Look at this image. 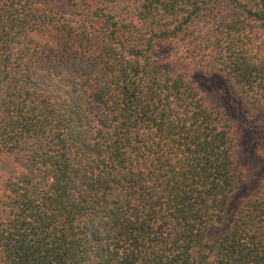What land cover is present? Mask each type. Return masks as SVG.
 I'll return each mask as SVG.
<instances>
[{"label":"trees","instance_id":"1","mask_svg":"<svg viewBox=\"0 0 264 264\" xmlns=\"http://www.w3.org/2000/svg\"><path fill=\"white\" fill-rule=\"evenodd\" d=\"M190 73L264 113V0H0V264H264V182L214 236L247 176Z\"/></svg>","mask_w":264,"mask_h":264},{"label":"rangeland","instance_id":"2","mask_svg":"<svg viewBox=\"0 0 264 264\" xmlns=\"http://www.w3.org/2000/svg\"><path fill=\"white\" fill-rule=\"evenodd\" d=\"M167 51L168 49L163 46L159 57H163ZM208 78L202 73H190L188 76L189 81L201 91L202 95L220 108L235 126L238 134V162L247 176L245 183L234 195L223 223L214 233V236H219L227 227L238 204L245 197L252 195L257 186L264 182V113L251 112L227 81L221 79V82L213 83ZM19 164L15 157L0 154V180L4 175L17 169Z\"/></svg>","mask_w":264,"mask_h":264}]
</instances>
